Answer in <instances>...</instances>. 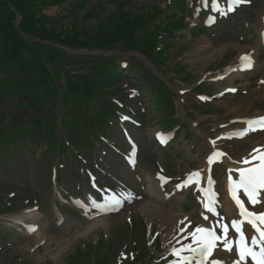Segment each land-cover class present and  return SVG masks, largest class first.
<instances>
[{"label":"rangeland","instance_id":"rangeland-1","mask_svg":"<svg viewBox=\"0 0 264 264\" xmlns=\"http://www.w3.org/2000/svg\"><path fill=\"white\" fill-rule=\"evenodd\" d=\"M76 1L61 0L60 5L50 4L45 7L42 6L41 9L25 12L15 7V0H9L11 7L9 24L13 31L14 29L17 31L16 33L20 39L30 40L31 42L38 39L43 41L44 38L41 39V36L46 35L49 37L47 35L48 31H46L47 26H43L46 30L38 26V30L31 32L21 20L22 16L30 18L29 15L33 14L34 18L57 17L61 19V23H64L63 26L58 25L61 30L63 28L68 31L70 27L77 23L79 26L75 24V27L78 31L83 32L87 28L88 32L90 30L92 32L90 38L95 39L98 37L96 33L102 32L98 28L103 26L102 23L108 18L106 17L108 12L116 11L119 8L127 13L131 12L130 8L136 11V7L149 6L153 2V0H131V3L127 4V0H87L85 8L80 13H84L91 8L99 11L92 20L89 19V16H86L89 18L84 17L88 19L84 21L79 16L69 15L68 12L63 10V8H69V4ZM102 3L105 4V7L102 6ZM161 5L166 6L163 2ZM170 8L167 7V10ZM4 10L8 11L7 7L0 6V24L5 20L2 15L5 12ZM263 10L264 0H251L250 5L242 7L241 10L228 18L214 23L210 28L207 27L205 31L191 32L185 30V35L182 38L165 41L163 39H165L166 33L161 31L158 47L155 46V50L156 53L157 49L164 50L162 52L163 57L168 56V59L161 64L162 68L160 69L162 71L157 70L156 63L153 64L148 56L143 54L148 61L142 57L140 58L141 61L144 60L145 62L143 69L153 70L168 84L171 90H169L170 95H167L166 99L171 98V104L177 110V117H182L181 120L186 122L183 126L181 123H175L176 126L178 125V131L170 142L168 140L160 142L154 140L153 137L154 132H157V128L164 127L163 121L166 120L164 107L160 104V98L163 99L160 92L161 97H157L153 93L152 97L148 98L146 93L142 91V102L135 104V101L140 100L138 92L134 89L136 77L129 73L123 75L124 78L119 81L121 91L129 94L128 97H134V99L131 101L125 97H119L117 101L119 104L125 102L129 108H134L136 112L139 110L140 125L128 124L127 129H125V132H127L132 128L137 137L140 145L139 163L133 161L131 150L126 146L125 132L122 133V136L119 132L117 139L120 142L124 139V150L127 154L122 153L123 149L119 151L113 149L110 145H99V141H96L88 154H84V150L89 149L87 146L76 152L86 157L88 159L86 162L93 163L96 160L99 162L98 173L101 174L100 179L103 183L115 185L117 188L131 187L134 188L136 193L144 194V198L135 201L126 209H122L119 211L120 213L98 218L108 219L109 223L107 225L92 232L87 231L85 234L76 235L89 228V225L95 219L92 218L94 215H86L85 210L89 206H84L74 197L68 199L69 193L82 194L85 189H82L81 186H86V183L82 181V167L84 165L82 162L77 161L72 150L63 155H57V151H54L45 153L40 157L39 152L43 150V147L38 142L27 139L25 142L27 145L22 149H17L14 163L10 164L2 159L0 166L3 165L6 169L1 173L6 185L0 188V200L9 198L10 200H16L11 197V191H20L23 198L20 203L27 202L28 198L30 202L27 203L28 207L25 206L23 209L12 205L9 210L0 211V238L1 235L4 236L3 241H0V264H77L76 257L79 253H83L82 248L92 251L90 255L85 254L82 258L83 264H90L95 259H99L101 253L110 245L105 240H101L100 244H96L94 247L91 245L98 243L100 239H106L112 243L113 260L106 264H123L126 256L130 254V250L136 251L138 247H142L143 243L150 253L149 257L147 256L142 262L134 264H172L173 259L179 258V255L171 256L166 248L183 249L188 240L186 236H190L193 226L202 221L195 218L191 220L192 225L187 221L182 222L183 229L181 227L171 232H164L158 222L154 223V226L149 222L148 212L143 208L147 204L162 207L161 205L165 202V200L153 201L152 196L148 195V193H152L163 199V194L158 188H155L157 185L155 171L163 176L177 178L185 171L200 166L203 156L208 151L207 137L219 141V145L224 146L229 151L230 156L236 157L245 153L254 145L255 141H259L264 136L254 137L253 139L245 137L235 139L232 142L217 139V134L222 133L225 128L243 124L224 123L229 122L231 118H240L239 115L250 116L264 113V82L259 81L260 78L264 79V46L260 44L259 38ZM194 15V18H187L190 21V26L202 24L196 11H194ZM120 23L124 25L123 21H120ZM163 23L161 22L160 25ZM44 24L47 25V23ZM153 28L154 26L150 27L149 30ZM103 33L105 36V30H103ZM86 35L84 33L82 37ZM10 41L7 40L6 44ZM107 41L106 39L102 42ZM103 44L98 45L103 46ZM79 46L80 53L83 50L84 53H99L101 51L99 49L91 50L89 43L79 44ZM62 47L65 48L66 46L63 45ZM69 52L71 53L70 50ZM132 53L125 51L120 54L116 59V63L122 66H139L140 64L137 61L129 58V54ZM242 54L255 57L258 67L250 72L231 74L223 80L211 81L214 75L222 71L224 66L235 63L241 58ZM66 67L70 68L71 65L68 64ZM76 70V72L83 71V68ZM61 82H63L62 77ZM197 85H203V89L199 91ZM231 85L237 87L238 92L236 94H228L223 97L215 95V99L212 98L213 101H208L206 98L207 93L216 94L217 91ZM4 95L0 112L6 116L5 121L14 120L21 126L34 128L35 124L31 120L37 116V111L27 105L29 96L11 93L10 91H7ZM234 103L239 107L237 112L232 111ZM46 106L50 107L51 104L47 103ZM128 107H123V111L126 112L129 109ZM60 109L61 107H53L54 113L58 112V114L52 121L56 123L54 134L59 139H63V130L59 123ZM202 109H207L209 112H204ZM188 131L190 135L186 136ZM30 146L35 148L32 149ZM36 158L37 160L40 158L38 163H36ZM55 165L59 167L58 174L54 169ZM217 174L218 184L220 185L222 184L221 171L217 170ZM57 177L60 178L59 184L55 181ZM170 191L166 189L165 192L169 193ZM192 193L187 191L181 193L180 196L171 195L169 200L166 201L164 210H172L177 214L193 212L195 215L203 216L204 212L197 200L198 195L193 197ZM63 195L65 198L62 197ZM36 205L39 206L38 209H35L37 208ZM188 205L191 208L187 211L185 208ZM13 207L16 208L11 211ZM6 218L9 221L1 220ZM158 218V221H161L162 217L159 216ZM140 220L146 223L149 229L153 228L158 234L160 242H158L157 247L151 246L154 242L152 237L149 239V236L142 234ZM20 222H22L21 226ZM186 222L189 224V228ZM28 226L34 227L35 231L28 230ZM125 226L129 228V233H126ZM190 229L191 232L189 233ZM72 237L76 238L71 239ZM147 238L149 239V245L146 244ZM68 240L71 243L58 259L47 252L49 249H55L59 244ZM180 243L181 246H179ZM126 263L127 260L124 264Z\"/></svg>","mask_w":264,"mask_h":264},{"label":"trees","instance_id":"trees-1","mask_svg":"<svg viewBox=\"0 0 264 264\" xmlns=\"http://www.w3.org/2000/svg\"><path fill=\"white\" fill-rule=\"evenodd\" d=\"M15 1V7L25 12L41 9L42 6L50 4H61V0ZM172 1L178 9L184 10L183 0ZM86 3L87 0H77L63 10L69 15L79 16L81 20L86 21L89 17L92 20L99 10L91 8L80 13ZM129 3L131 0H127V4ZM0 6L7 7L8 10H4L2 15L5 20L1 22L2 25L0 24V105L4 101V94L10 91L29 96L27 105L37 111V116L31 120L35 124L34 128L21 126L14 120L5 121L6 116L0 112V163L2 159H12L17 154V149L27 145L25 143L27 139L44 144L46 151L58 149L64 154L70 148L76 153L86 146L91 148L92 143L97 140L101 142L110 140L111 137L106 132L114 124L112 118L116 115L118 107L112 98L123 96L122 93H118L123 73L134 75L137 78L136 85L144 88L148 95L158 90L164 106L168 108L164 124L171 125L176 121L172 117L174 111L171 98L166 99V96L170 95L169 89L163 80L151 69H143L145 63L134 55H129V58L140 65H132L123 70L116 63L120 54L110 52L115 50L140 52L148 56L153 64L156 63L155 66L159 70L162 68L161 64L168 59L167 55L163 57L164 50L157 49V53L155 50V46L158 47L160 32L167 31L171 34L182 25L181 17L175 11H166L158 2L136 7V11L130 8L131 12L127 13L117 7L116 11L108 12L106 15L108 18L102 23L103 26L98 28L102 32H97L98 37L95 39L90 38L92 32L91 30L88 32L87 28L83 29V32L78 31L75 24L79 25L74 20L72 21L75 24L66 31L63 28L61 30L60 26L64 23H61L60 18L50 16L34 18L33 14H28L30 18L22 16L21 19L28 29L35 32L38 26L44 30L46 29L43 26H47L49 36H41V39L44 38L43 41L38 39L31 42L20 39L17 31L12 30L9 24L11 17L9 0H1ZM102 6L105 7V4L102 3ZM101 14L103 15L102 12ZM120 21H123L124 25ZM161 22L164 23L160 25ZM152 26L154 28L149 30ZM103 30L107 36H104ZM84 33L87 35L82 37ZM106 39L107 42H102ZM7 40L11 41L6 44ZM87 43L90 44L91 50L99 49L107 53L69 52V49L80 48L79 44ZM63 45L67 48H63ZM68 64L71 65L70 68L66 67ZM79 68H83V71L76 72ZM73 72L75 73L72 75ZM162 84L166 88L163 92L159 90L162 89ZM47 103L51 106L47 107ZM53 107H61L59 123L65 137L63 139L54 134L56 123H53L52 119L58 112L54 113ZM87 152L88 150H85L84 154ZM0 168L3 169L4 166ZM4 185L6 183L0 174V188ZM14 197L18 200L17 197H21V193ZM16 200L4 202L0 200V211L9 210L10 206L16 205ZM25 203L26 201H23L21 204Z\"/></svg>","mask_w":264,"mask_h":264},{"label":"snow or ice","instance_id":"snow-or-ice-1","mask_svg":"<svg viewBox=\"0 0 264 264\" xmlns=\"http://www.w3.org/2000/svg\"><path fill=\"white\" fill-rule=\"evenodd\" d=\"M247 0H227V7H220V0H213L214 10L219 12L220 15H227L229 12L235 11V8ZM207 3V0H205ZM215 22V18H212ZM242 61H247V67H251V57L245 56L241 58ZM230 91H235L231 89ZM203 99V97H202ZM123 119H128V117H123ZM249 128L255 130V126L264 128V117H259L257 120L246 121ZM247 130H243L240 135L247 134ZM163 142V141H162ZM215 142H213L214 144ZM259 151V150H256ZM224 153L213 152L209 157V163L211 164L215 157L223 156ZM252 160H258L259 163L255 166L239 169V179L233 182L232 197L239 207V215L243 217V220L237 219L231 221V227L240 233V241L238 245L237 258L233 261V264H247L249 260L253 261L254 264H264V210L253 211L246 207L245 202L240 199L237 195L239 190H242L244 194L247 195L248 200L251 204L256 205L264 203V200L259 199L261 190H264V152L260 153L259 156L251 155ZM249 159L245 158L243 163H249ZM194 175L198 176L199 173ZM119 206H122V201L120 198L113 196L110 203H106V208H111V210H117ZM99 207V205H97ZM211 207L208 211H212ZM248 223L252 228L256 230L258 235L252 236L250 240L245 237L242 229L243 223ZM35 231V229H31ZM228 225H224V235H223V247L225 250L231 252L233 250V241H230L227 237ZM193 243L197 247H192V245H186L183 249L173 250V253L179 255L182 251H190L195 256H199L198 264H209V257L212 256L214 249L217 247V242L222 239L221 235L211 227H196L195 232L192 233ZM185 264H191V260L188 257H181ZM175 264V262H174ZM210 264H222L221 261L211 260Z\"/></svg>","mask_w":264,"mask_h":264},{"label":"bare ground","instance_id":"bare-ground-1","mask_svg":"<svg viewBox=\"0 0 264 264\" xmlns=\"http://www.w3.org/2000/svg\"><path fill=\"white\" fill-rule=\"evenodd\" d=\"M235 71H236L235 74H237V73L244 72L245 70L236 69ZM147 97L150 98L151 96H148L147 95ZM238 110H239V107L234 103L232 105V111L233 112H237ZM244 116L245 115H239L238 117H244ZM261 140L262 139H260V141ZM260 141H259V143L262 142V141L261 142ZM209 145H210V147H212V146H215L216 147L215 143L213 144L212 142H210L208 144V146ZM240 160L241 159H233V158L224 160L229 165V168H230L229 172H231V170H232L231 168H233V171L236 168H238V166L240 164ZM179 194L180 193H178V195ZM151 199L153 201L162 200L157 195H152V198ZM259 199L264 200V194H262L259 197ZM165 205H166V201L163 203V205H161L162 207H158V206H155V205H152V204H147L143 208V209H145L148 212V220H149V222L152 223L153 226H154V223H157V222L160 223V228L164 232H166V231L171 232L172 230H175L177 228H181L182 227V225H181L182 222L179 223L178 221H179V219H181L182 217H184L187 213H181V214L179 213V214H177V213L173 212L172 210L165 211L164 210ZM152 206H154V207H152ZM255 207L260 210V209L264 208V203L256 204ZM223 209H225V206H224ZM226 210H227V213L229 215H231L232 212H233L232 206H229V205H226ZM188 215H190L191 218L194 217V215L191 214V213H189ZM159 216L162 217L163 220L161 219V221H158V219H159L158 217ZM108 223H109V220L106 219V218L98 219V220L94 221L91 225H89V228H86L85 230H83L82 232L77 233L76 235L78 236V235H81V234H85L87 231L92 232V231L98 230L100 227H102L104 225H107ZM73 238L75 239L76 237H72L71 239H73ZM70 243H71V241H69V240L68 241H65L64 243L59 244V246L57 248H55V249H49L47 252L49 254H51L55 259H58L60 257V255L63 254L64 250L68 248L67 246ZM230 257L231 258L234 257V253L233 252L231 253V256ZM228 260L229 259H226V261H228Z\"/></svg>","mask_w":264,"mask_h":264}]
</instances>
